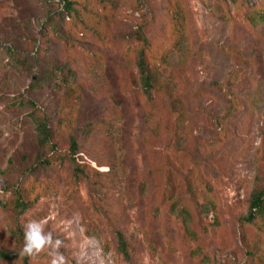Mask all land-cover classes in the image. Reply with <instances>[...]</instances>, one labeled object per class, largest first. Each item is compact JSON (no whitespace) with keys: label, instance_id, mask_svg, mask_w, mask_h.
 Masks as SVG:
<instances>
[{"label":"rangeland","instance_id":"1","mask_svg":"<svg viewBox=\"0 0 264 264\" xmlns=\"http://www.w3.org/2000/svg\"><path fill=\"white\" fill-rule=\"evenodd\" d=\"M77 1L81 23L62 0H0V264H22L2 256L30 220L68 264H264L241 222L264 190V22L248 19L264 0ZM138 32L178 42L152 99Z\"/></svg>","mask_w":264,"mask_h":264},{"label":"trees","instance_id":"2","mask_svg":"<svg viewBox=\"0 0 264 264\" xmlns=\"http://www.w3.org/2000/svg\"><path fill=\"white\" fill-rule=\"evenodd\" d=\"M109 1V0H104ZM59 12L56 15H60L64 20L68 22H82L84 19V13L81 12L80 9V2L77 0H62V3L59 7ZM249 21L260 23L264 22V12H260L258 10H255L251 13V16H249ZM136 42L138 44V69L141 74L142 78V84L144 86V90L146 93V96L149 99H152L155 94V83H154V74L155 71L153 69V65H156L157 63H163L166 59V54L168 51L172 49L174 45H176L178 42L175 40V38L172 39L171 42H168L165 45H162V47L156 46L152 40L147 38L143 32H138L136 34ZM42 134L44 135L45 140H49V129L46 126H43L42 128ZM178 137L180 133H177ZM75 143H72L71 146V158L75 162L74 167V179H79L81 177H86L88 179H91L93 171L94 170L91 166H82L81 164H78L75 160ZM54 151V150H53ZM48 163L51 164L49 161ZM30 200H25V197L19 198L17 200V203L19 207H21L22 211H26L30 209L32 203L34 200H32L31 195L32 192L26 193ZM243 225L253 226L258 229L260 232H264V190L256 191L253 194L250 211L246 218H243L241 220ZM113 234L116 236L118 245H119V251L120 253L127 259L130 257V250L129 245L126 241L125 236L118 230L113 229ZM18 242L21 245V248L23 247V240L21 239V233L16 232ZM248 255L250 257L255 256L256 253L253 250H248ZM4 258L9 259H19L22 261V264H30L29 259L27 257L20 256L18 253H9V254H3Z\"/></svg>","mask_w":264,"mask_h":264},{"label":"clouds","instance_id":"3","mask_svg":"<svg viewBox=\"0 0 264 264\" xmlns=\"http://www.w3.org/2000/svg\"><path fill=\"white\" fill-rule=\"evenodd\" d=\"M23 227V247L20 256L34 262L42 253H46L51 257L49 264H68L67 258L60 251L64 242L59 238L54 239L51 231L45 232L43 221L30 220Z\"/></svg>","mask_w":264,"mask_h":264}]
</instances>
